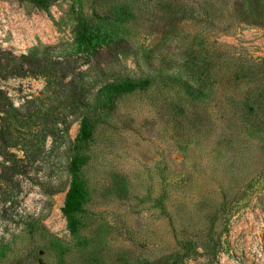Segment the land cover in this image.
<instances>
[{
  "label": "rangeland",
  "instance_id": "1",
  "mask_svg": "<svg viewBox=\"0 0 264 264\" xmlns=\"http://www.w3.org/2000/svg\"><path fill=\"white\" fill-rule=\"evenodd\" d=\"M0 47V264H264V0H0Z\"/></svg>",
  "mask_w": 264,
  "mask_h": 264
},
{
  "label": "trees",
  "instance_id": "2",
  "mask_svg": "<svg viewBox=\"0 0 264 264\" xmlns=\"http://www.w3.org/2000/svg\"><path fill=\"white\" fill-rule=\"evenodd\" d=\"M39 4H43L46 0H34ZM77 38L86 43H91L95 40L100 39V33L96 27L89 22L88 19L81 16L78 19V29H77ZM3 56L7 59L8 62L20 60L26 62L29 58L26 54L14 55L13 53L6 51L0 47V57ZM21 67V66H20ZM25 67V66H24ZM22 65V69H24ZM17 70L16 66L1 67L0 66V80H5L11 74H15ZM153 78L151 76L143 77H130V76H121L114 78L105 84L101 85L97 92L96 98L94 101L99 103H113L120 95L134 91L135 89H140L147 87ZM13 109V103L10 98V95L2 88L0 83V121H6V117H10ZM95 120H91L87 115H82L80 121L79 132L77 134V140L84 141L89 135V128L94 127ZM2 127V125H0ZM7 136L10 133V128L7 124L5 126ZM0 131L1 128H0ZM10 136V134H9ZM13 145H10L8 141H4L3 144H0V154H12L11 149ZM76 159L73 157L70 163H74ZM80 186V179L77 172L70 173V187L66 193L65 205L63 206V212L69 216L73 211H75L77 202L79 200V195L77 194L78 187Z\"/></svg>",
  "mask_w": 264,
  "mask_h": 264
}]
</instances>
